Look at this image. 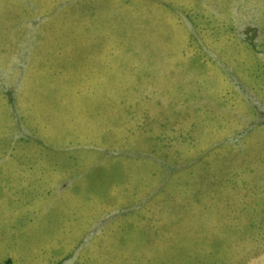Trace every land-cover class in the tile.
<instances>
[{
	"label": "rangeland",
	"instance_id": "374dc122",
	"mask_svg": "<svg viewBox=\"0 0 264 264\" xmlns=\"http://www.w3.org/2000/svg\"><path fill=\"white\" fill-rule=\"evenodd\" d=\"M0 264H264V0H0Z\"/></svg>",
	"mask_w": 264,
	"mask_h": 264
}]
</instances>
